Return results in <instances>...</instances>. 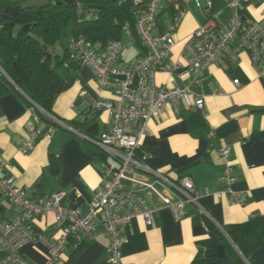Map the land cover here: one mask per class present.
<instances>
[{"label":"crops","instance_id":"0c3cea01","mask_svg":"<svg viewBox=\"0 0 264 264\" xmlns=\"http://www.w3.org/2000/svg\"><path fill=\"white\" fill-rule=\"evenodd\" d=\"M214 4L213 11L225 14L226 20L223 1L215 0ZM261 8L254 3L249 12L260 18ZM188 9L174 26V11L163 6L154 24L156 32L171 31L172 59L176 61H182L180 52L190 35L206 23L202 11ZM129 45L132 58L128 51L121 54L119 67L142 51L134 41ZM72 61H76L73 54ZM69 62L58 71L67 88L52 105L53 117L62 126H56L51 135L41 136L28 154L19 153L17 147L29 125L34 123L45 131L49 123L43 115L34 121V106L21 93L10 91L0 96V158L8 164L0 178L11 180L32 201L62 192L66 207L85 214L100 185L101 172L117 167L116 161L95 143L108 125V113L93 110L96 101L111 100L114 95L111 90L98 89L88 67L79 63L69 68ZM190 80L184 67H177L171 74H154L158 87H182ZM192 90L203 96L205 115L182 102L169 103L159 118L147 122L140 149L145 163L158 173L172 179L191 177L201 207L185 203L183 216L176 221L156 197L143 192L146 203L157 211L149 225L137 217L121 228V264H248L239 257L224 228L264 215V79L243 52L235 63L222 59L209 66ZM221 145L230 150L235 176L232 190L240 195L239 204L223 193L224 162L217 153ZM16 212L0 194V228ZM33 229L44 238L55 239L61 233L53 213L38 217ZM108 243L106 237L84 239L77 250L67 247L58 264H108ZM230 252L238 262H232ZM21 254L32 264H43L48 250L36 241L25 245ZM253 260L264 264V248L254 252Z\"/></svg>","mask_w":264,"mask_h":264},{"label":"built area","instance_id":"2783aa9c","mask_svg":"<svg viewBox=\"0 0 264 264\" xmlns=\"http://www.w3.org/2000/svg\"><path fill=\"white\" fill-rule=\"evenodd\" d=\"M0 1L17 6L26 0ZM222 1L226 23L219 19L220 12L213 11V0H204L203 5L200 0L116 1L118 5L127 3L133 17L132 27L127 22L122 24V37L130 44L134 34L144 50L141 56L122 68L116 66L122 50L120 41L101 43L85 39L82 35L72 40V51L91 70L98 89L113 91L114 99L96 101L93 110L108 113V125L95 143L116 161L117 167L105 168L101 172L100 185L85 214L66 207L62 192L53 193L42 201H32L11 180L0 178V194L17 209L16 214L0 228V264H32L22 256L21 250L36 241L44 243L48 250L43 264H58L62 253L67 247H73V243L80 244L84 239L97 241L103 237L109 241L108 264H121V228L137 217L149 225L157 211L146 203L143 192L156 197L171 211L176 221L183 216L185 203L201 207L200 196L191 177L169 178L148 166L136 152L141 150V138L147 122L159 118L169 103L182 102L188 109L205 115L204 98L195 93L192 86L198 85L206 69L219 60L235 63L239 54L244 52L258 76L264 79V0ZM70 2L75 6L79 21L95 20L94 8H84L81 0ZM191 2L204 13L206 23L190 35L180 52L182 61H176L172 59L174 39L171 31L156 32L155 20L166 4L174 11L175 26ZM254 3L262 7L260 18H254L249 12ZM177 67H184L191 75L189 85L169 88L155 84V73L171 74ZM35 109L32 114L34 121L43 115L54 125H48L43 131L34 123L30 124L27 135L17 147L18 152L24 155L34 149L41 136L51 135L58 125L62 126L55 117L37 106ZM217 153L224 162L222 181L226 188L223 193L233 203L239 204L240 195L232 190L235 176L229 147L221 145ZM6 168L7 162L0 158V172ZM216 196H221V193ZM200 210L211 219L204 209ZM49 213L54 214L61 230L55 239L44 238L33 229L34 221Z\"/></svg>","mask_w":264,"mask_h":264},{"label":"trees","instance_id":"16d2710c","mask_svg":"<svg viewBox=\"0 0 264 264\" xmlns=\"http://www.w3.org/2000/svg\"><path fill=\"white\" fill-rule=\"evenodd\" d=\"M66 1L49 0L47 7L19 12L11 19L4 18V11L7 7L15 6L0 1V46L3 48V59L0 60V96L16 91L24 95L27 103L30 106L32 104L34 109L37 106L51 116H54L52 105L55 97L67 88L58 71L69 62L72 54L76 61L69 62L68 67L81 63V59L70 47L72 40L82 35L85 39L101 43L115 40L122 44L123 39L127 40L121 35L122 24L127 22L133 26V17L127 3L118 5L113 0H81L84 8L91 7L96 11L93 22H81L76 16L75 6ZM214 3L215 0L213 6ZM15 24L19 28L29 25V32L23 40L14 34ZM132 40L140 45L141 56L144 50L134 34L129 41L133 42ZM121 53L122 50L116 62L117 67ZM47 122L54 125L48 120ZM136 154L143 159L141 150ZM224 231L239 257L248 264H255L254 252L264 248V215L251 218L244 224L227 226ZM73 245L70 248L77 250L79 244ZM230 259L232 262L239 261L234 252H230Z\"/></svg>","mask_w":264,"mask_h":264},{"label":"water","instance_id":"95a60500","mask_svg":"<svg viewBox=\"0 0 264 264\" xmlns=\"http://www.w3.org/2000/svg\"><path fill=\"white\" fill-rule=\"evenodd\" d=\"M118 1V0H113ZM66 2H70L67 0ZM49 5V0H26L15 7H7L4 11V18L11 19L16 17L19 12L31 10V9H42ZM29 32V25L22 26L18 29L16 37L23 40Z\"/></svg>","mask_w":264,"mask_h":264},{"label":"rangeland","instance_id":"374dc122","mask_svg":"<svg viewBox=\"0 0 264 264\" xmlns=\"http://www.w3.org/2000/svg\"><path fill=\"white\" fill-rule=\"evenodd\" d=\"M191 1H192V0H191ZM200 2H201L202 5L204 4V0H200ZM219 5H220V3H218V6H219ZM163 6L165 7L166 5L163 4ZM188 10H194L193 12L200 11L199 9H196V8L194 7L193 2H191V6H190V8H189ZM195 10H197V11H195ZM200 12H201V11H200ZM215 13H218V12H215ZM219 19H220L221 21L225 22V14H219ZM225 23H226V22H225ZM172 25H174V24L172 23ZM18 29H19V26H18L17 24H15V25L13 26L14 34L17 33ZM132 41H133V40H132ZM126 51H128V52L130 53V54H129V57L132 58L133 50H132V48H131V45L128 44L127 40H124V39H123V40H122V53H121V54L124 55V52H126ZM172 55H173V52H172ZM125 58H127V57H125ZM2 59H3V48L0 46V60H2ZM124 65H125V64H124ZM124 65H123V66H124Z\"/></svg>","mask_w":264,"mask_h":264}]
</instances>
